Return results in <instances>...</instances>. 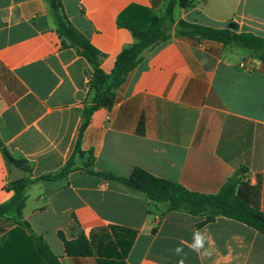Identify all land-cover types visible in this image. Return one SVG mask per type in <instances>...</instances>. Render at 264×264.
I'll return each mask as SVG.
<instances>
[{
    "label": "crops",
    "instance_id": "0c3cea01",
    "mask_svg": "<svg viewBox=\"0 0 264 264\" xmlns=\"http://www.w3.org/2000/svg\"><path fill=\"white\" fill-rule=\"evenodd\" d=\"M73 27L101 53L110 75L135 43L121 15L146 28L169 0H61ZM177 0L173 20L264 38V0ZM171 37L146 49L117 92L112 109L94 111V70L65 47L46 0H0V141L27 162L22 223L0 216V264H264V234L233 219L168 211L141 192L90 174L128 178L133 169L215 195L238 171V192L264 212V63L241 47ZM72 162L65 176L52 180ZM0 151V206L15 192ZM195 230L211 255L190 250ZM68 241L86 236L91 257L67 256ZM183 247L182 256L174 249ZM186 254V255H185Z\"/></svg>",
    "mask_w": 264,
    "mask_h": 264
},
{
    "label": "trees",
    "instance_id": "16d2710c",
    "mask_svg": "<svg viewBox=\"0 0 264 264\" xmlns=\"http://www.w3.org/2000/svg\"><path fill=\"white\" fill-rule=\"evenodd\" d=\"M51 9L57 25V30L65 47L75 48L84 57L94 70L91 82L93 96L84 112L82 132L88 126L91 114L100 109H112L117 102V92L124 85L128 76L138 67L140 55L149 47L167 41L174 29L180 37L197 38L220 43L224 46H236L248 50L264 63V38L252 33H236L229 29H218L190 23L184 20L175 23L173 10L177 0H169L162 15H153L146 28H137L126 22L123 15L118 23L128 27L134 35L135 43L124 49L118 56L115 68L110 75L105 74L100 66L101 53L90 41L80 34L69 21L61 0H46ZM188 0H180V5L185 7ZM0 151L4 154L8 164H16L22 171L29 173L27 162L16 160L0 141ZM72 162L56 176H46L43 179L52 180L65 176L71 170ZM238 171L222 190L215 195H203L188 191L178 183L158 178L146 170L136 167L128 178L119 177L113 173L103 172L95 174L107 180L115 181L126 188L141 192L155 204H167L168 211L186 212L193 216L204 217L199 227L211 223L218 217H226L241 222L264 234V212L252 207L238 192L241 185ZM27 178L11 182L10 188L15 192L13 199L6 205L0 206V216H8L22 223V211L26 204V188L32 183ZM28 227L26 223H22ZM64 242L67 256L73 258L91 257L95 254L94 245L86 236L68 241L62 233L59 234ZM43 254L50 264H61L57 257L51 254L48 246L44 244Z\"/></svg>",
    "mask_w": 264,
    "mask_h": 264
},
{
    "label": "clouds",
    "instance_id": "9594fccd",
    "mask_svg": "<svg viewBox=\"0 0 264 264\" xmlns=\"http://www.w3.org/2000/svg\"><path fill=\"white\" fill-rule=\"evenodd\" d=\"M211 237L204 230H195L192 234V241L188 245L191 251L197 253L198 255H211V252L206 248V244H210ZM177 256H182L183 247L177 246L174 249ZM186 255V254H185ZM177 264H185L184 258L182 257L178 260Z\"/></svg>",
    "mask_w": 264,
    "mask_h": 264
},
{
    "label": "water",
    "instance_id": "95a60500",
    "mask_svg": "<svg viewBox=\"0 0 264 264\" xmlns=\"http://www.w3.org/2000/svg\"><path fill=\"white\" fill-rule=\"evenodd\" d=\"M10 181L16 182L26 177L25 173L20 170L16 164H10Z\"/></svg>",
    "mask_w": 264,
    "mask_h": 264
},
{
    "label": "rangeland",
    "instance_id": "374dc122",
    "mask_svg": "<svg viewBox=\"0 0 264 264\" xmlns=\"http://www.w3.org/2000/svg\"><path fill=\"white\" fill-rule=\"evenodd\" d=\"M254 56V55H253ZM257 60H259L256 56H254ZM260 61V60H259ZM243 173V172H242ZM240 174V177H241V184H243V181H242V179H243V174Z\"/></svg>",
    "mask_w": 264,
    "mask_h": 264
}]
</instances>
